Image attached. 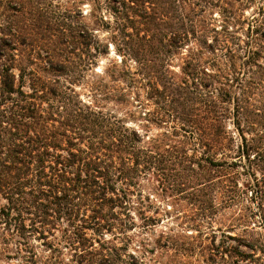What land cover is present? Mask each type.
Listing matches in <instances>:
<instances>
[{
    "label": "trees",
    "instance_id": "obj_1",
    "mask_svg": "<svg viewBox=\"0 0 264 264\" xmlns=\"http://www.w3.org/2000/svg\"><path fill=\"white\" fill-rule=\"evenodd\" d=\"M112 2L121 59L101 74L90 64L107 46L86 24L78 52L25 53L0 36V235L41 240L31 264H264L262 235H202L214 170L264 168V6L217 19L205 0ZM158 191L198 193L202 208L186 226L198 235L160 233L148 263L140 234Z\"/></svg>",
    "mask_w": 264,
    "mask_h": 264
},
{
    "label": "rangeland",
    "instance_id": "obj_2",
    "mask_svg": "<svg viewBox=\"0 0 264 264\" xmlns=\"http://www.w3.org/2000/svg\"><path fill=\"white\" fill-rule=\"evenodd\" d=\"M113 0H0V36L13 34L17 50L25 53L58 51L75 47L78 52L80 44L74 45L73 35L86 24L92 43L98 42L106 47V54L94 58L90 64L89 75L101 74L102 71L119 64L121 56L117 52L118 38L114 30V18L107 7L113 5ZM199 3L200 0H194ZM208 7L201 12L204 16L220 19L222 15L249 18L261 12L257 9L264 6V0H205ZM207 4V5H208ZM102 17L105 28L97 30L96 21ZM115 35V36H114ZM95 46V45H94ZM92 47V46H91ZM94 51V50H93ZM225 170H214L218 175L214 183H220L212 190H206L211 214L208 224L202 233L203 237L215 243L221 238V233L231 237L253 240L264 236V174L258 161L238 159V163L230 164ZM256 179V180H255ZM147 194V190H145ZM190 196V204L180 199L165 198V193L149 194L152 208L149 215H156V224L146 228L140 234L147 243L150 252L149 259H160L161 250L154 248L155 242L163 243L160 233L186 239L197 236L188 220L195 218L201 212L199 200L202 197ZM179 198V199H178ZM207 207V206H204ZM154 208L157 211L153 212ZM192 225V224H191ZM0 235V264H31L37 260H45L47 252L41 240L36 237L23 239L16 235L14 229H8ZM56 235L59 234L56 232ZM233 243V242H232ZM131 249V248H130ZM244 249V248H243ZM29 261V262H27Z\"/></svg>",
    "mask_w": 264,
    "mask_h": 264
}]
</instances>
